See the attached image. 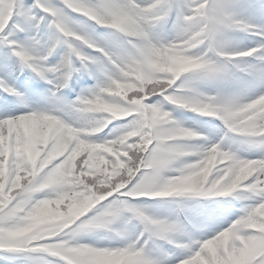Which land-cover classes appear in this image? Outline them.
<instances>
[{
	"label": "snow or ice",
	"instance_id": "6c2138e0",
	"mask_svg": "<svg viewBox=\"0 0 264 264\" xmlns=\"http://www.w3.org/2000/svg\"><path fill=\"white\" fill-rule=\"evenodd\" d=\"M0 261L264 264V0H0Z\"/></svg>",
	"mask_w": 264,
	"mask_h": 264
},
{
	"label": "trees",
	"instance_id": "16d2710c",
	"mask_svg": "<svg viewBox=\"0 0 264 264\" xmlns=\"http://www.w3.org/2000/svg\"><path fill=\"white\" fill-rule=\"evenodd\" d=\"M52 198H54V197H52ZM0 264H3V262H2V261H0Z\"/></svg>",
	"mask_w": 264,
	"mask_h": 264
}]
</instances>
